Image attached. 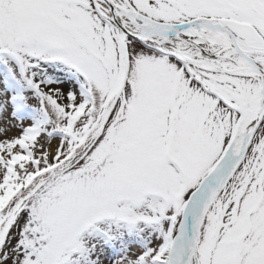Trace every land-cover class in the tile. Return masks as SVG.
<instances>
[{
  "label": "snow or ice",
  "instance_id": "obj_1",
  "mask_svg": "<svg viewBox=\"0 0 264 264\" xmlns=\"http://www.w3.org/2000/svg\"><path fill=\"white\" fill-rule=\"evenodd\" d=\"M0 264H264V0H0Z\"/></svg>",
  "mask_w": 264,
  "mask_h": 264
},
{
  "label": "bare ground",
  "instance_id": "obj_2",
  "mask_svg": "<svg viewBox=\"0 0 264 264\" xmlns=\"http://www.w3.org/2000/svg\"><path fill=\"white\" fill-rule=\"evenodd\" d=\"M15 131V130H14Z\"/></svg>",
  "mask_w": 264,
  "mask_h": 264
}]
</instances>
